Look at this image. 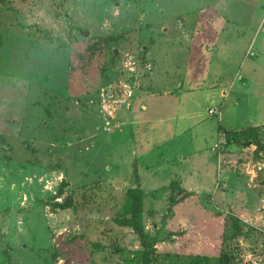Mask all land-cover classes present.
Instances as JSON below:
<instances>
[{"label": "rangeland", "instance_id": "rangeland-1", "mask_svg": "<svg viewBox=\"0 0 264 264\" xmlns=\"http://www.w3.org/2000/svg\"><path fill=\"white\" fill-rule=\"evenodd\" d=\"M242 71L261 76L248 88ZM215 83L231 91L215 97L221 123L197 95L184 105L192 120L164 126L168 107ZM257 110L264 116V0H1L0 264H140L138 237L113 222L134 158L150 264H264V153L230 137ZM218 126L229 136L216 158ZM200 148L219 201L179 200L185 192L169 188L179 164L150 156ZM230 216L243 234L225 240Z\"/></svg>", "mask_w": 264, "mask_h": 264}, {"label": "crops", "instance_id": "crops-1", "mask_svg": "<svg viewBox=\"0 0 264 264\" xmlns=\"http://www.w3.org/2000/svg\"><path fill=\"white\" fill-rule=\"evenodd\" d=\"M248 72H241V74L237 75V80H241V78H243L244 81H247L245 84H248V88L252 87V78L257 77V76H261V74H256L255 76L251 75ZM218 79H223L221 77H219ZM234 85L236 83H233ZM242 87H244L243 85H241ZM246 88V87H245ZM227 93L231 94V91H225V89L223 87H220L219 85L213 84V86H209V88L207 87L206 89H203L202 91H198V92H192L188 95H186V97H181L180 101L175 104L174 106H170L168 107L170 109V116L168 118H166L164 120V126H168V128H171V132L173 131V127H177L179 122H186L189 120H192L193 118V113H190V110H186V106L184 107V105L187 104H191L195 101V98L197 95L201 96V98H204V100L206 101L207 105H214V107L219 108L220 110V118H219V123H221V120L223 119V113L221 111V108L219 107V104L217 105L219 99H225L227 96H229ZM218 96V101H216L215 97ZM238 99V98H237ZM234 101L237 102V100L235 99ZM257 103V102H255ZM217 105V106H216ZM258 110H259V105L257 104ZM181 109V113H175L174 110L175 109ZM211 108V107H209ZM207 108V110L209 109ZM174 109V110H173ZM256 111L254 112V115L252 117H250L249 120V126H261L264 125V116L261 115V111ZM207 114V112H206ZM208 116V114H207ZM202 119V118H201ZM202 123L200 121H194L192 124H188L186 125L185 123H183L184 128L183 131L181 133L179 138L184 137V134L190 132V129H196V128H201L202 125L200 124ZM158 121L155 119V122H153L151 124V130H156L158 128ZM163 126V127H164ZM224 126V125H223ZM218 126L219 127V131L216 129V131L214 132L215 135V140H213V144L211 145L212 148V152L214 155L217 154V151H215V146L216 143L218 141V139L220 137H228V134H226V130L224 127ZM159 127H162V125H159ZM159 129V128H158ZM166 131V129L164 130ZM197 131V130H196ZM200 131V130H199ZM185 132V133H184ZM174 133V131H173ZM199 132H197L195 135H198ZM164 134V132H163ZM192 134V132L190 133ZM189 135V133H188ZM172 136H174V134H172ZM171 136V137H172ZM154 137H157L158 139H162L165 136L162 135L160 133V131L155 132L154 133ZM170 137V136H169ZM187 138H190L187 137ZM198 138H201V136L199 135ZM185 141H188L187 139ZM171 142V141H169ZM167 142V143H169ZM166 146V145H165ZM163 148V146H162ZM162 148H159L158 151ZM166 148V147H165ZM177 151V150H176ZM171 152L169 155H167L166 153L163 154L162 152L158 153H154V157L152 154H150L151 159L153 158H164L167 157L170 160H175L174 162H177L179 164L178 167L180 168H176L175 172L179 173L175 176V179L178 180L179 182V187L181 190H183L184 192H189V193H194V194H212V199L215 201H219L220 198V192H219V186L221 183H217L213 181V172H214V164L210 161L209 156L207 155L206 151H203L202 148L197 149V150H185V149H180L177 152ZM211 152V153H212ZM216 152V153H215ZM223 156V155H222ZM259 156H261V154H259ZM177 157V160L176 158ZM217 158V155H216ZM220 156L218 157L219 160ZM259 164V163H258ZM199 166L200 169H196V166ZM247 165V163L243 164V166ZM261 165V164H260ZM165 166V165H160V167ZM174 166H172L173 168ZM215 171L217 172V177H219V172H220V176L222 177L220 180L221 181H226L227 178V170L226 167L224 166H220V164L215 166ZM138 174H139V169H138ZM224 188V186H222Z\"/></svg>", "mask_w": 264, "mask_h": 264}, {"label": "trees", "instance_id": "trees-1", "mask_svg": "<svg viewBox=\"0 0 264 264\" xmlns=\"http://www.w3.org/2000/svg\"><path fill=\"white\" fill-rule=\"evenodd\" d=\"M104 40V39H102ZM107 40V39H105ZM263 126H248L246 128L240 129L230 135L233 143L250 142L251 145L255 146L256 154L264 153V141L260 139L259 133L261 132ZM220 130L219 127L217 129ZM229 136V135H228ZM131 173L134 179V187L128 188L125 192V197L122 206L116 213L113 222L120 227H127L132 230V232L138 237L139 242L143 248L140 257V264H150V252L153 245V240L149 239L142 221L143 213V198L145 192L140 186L138 165L137 160L134 158L131 163ZM179 185L178 181H171L169 183V188L173 191ZM61 194V190L59 191ZM192 193L185 192L181 195L179 200H184L185 198L191 196ZM172 196H169V207H171ZM68 203L56 204V206L64 209L68 206ZM243 223L235 216L228 217V222L226 223L225 230L223 232V238L225 240L235 239L243 234L242 231ZM216 260L206 257L195 256L191 258L192 264L207 263L208 261ZM219 262V260H217Z\"/></svg>", "mask_w": 264, "mask_h": 264}, {"label": "built area", "instance_id": "built-area-1", "mask_svg": "<svg viewBox=\"0 0 264 264\" xmlns=\"http://www.w3.org/2000/svg\"><path fill=\"white\" fill-rule=\"evenodd\" d=\"M249 55H250V56H253L252 53H249ZM207 114H208L209 116H216V117H218V116H220V110H219V108H217V107H211V108H209V109L207 110Z\"/></svg>", "mask_w": 264, "mask_h": 264}, {"label": "water", "instance_id": "water-1", "mask_svg": "<svg viewBox=\"0 0 264 264\" xmlns=\"http://www.w3.org/2000/svg\"><path fill=\"white\" fill-rule=\"evenodd\" d=\"M1 1V0H0ZM80 34L84 37H88L89 33L87 31L83 32V31H80ZM250 144V143H249ZM232 264H237L235 262H233Z\"/></svg>", "mask_w": 264, "mask_h": 264}]
</instances>
